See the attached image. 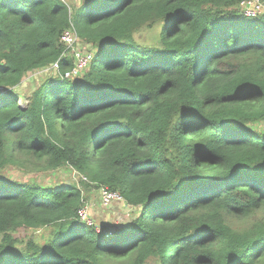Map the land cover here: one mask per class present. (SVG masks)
<instances>
[{
    "label": "trees",
    "instance_id": "obj_1",
    "mask_svg": "<svg viewBox=\"0 0 264 264\" xmlns=\"http://www.w3.org/2000/svg\"><path fill=\"white\" fill-rule=\"evenodd\" d=\"M241 1L0 0V264H264V17ZM67 30L93 51L78 78ZM55 62L20 106L23 76ZM102 186L139 207L112 235L76 215Z\"/></svg>",
    "mask_w": 264,
    "mask_h": 264
},
{
    "label": "rangeland",
    "instance_id": "obj_2",
    "mask_svg": "<svg viewBox=\"0 0 264 264\" xmlns=\"http://www.w3.org/2000/svg\"><path fill=\"white\" fill-rule=\"evenodd\" d=\"M262 3H264V0H260ZM68 4L70 6H79L81 3V0H67ZM161 29V23L154 25L153 29L146 30L142 29L136 34H138V37H140V42L144 44H151L154 43L156 40L155 34H157L158 30ZM88 47V49H90ZM51 71H45V70H35L32 72H29L25 74L20 82V84L16 87V91L19 93V99L18 103L20 106H24L26 104L27 97L31 94L32 90L43 80L44 77H47L48 75H51ZM264 129V124L260 126ZM2 175L7 178V180L21 182V183H37L40 185H59L64 183H70L73 182L76 185L79 186L78 183V174L72 170L69 167H61L54 171H36L35 169H29L25 167H19L16 165H7L4 167V169L1 171ZM86 201L89 205V214L93 221L98 225V227L102 229H107L111 231L118 230L119 227H123L124 224H127L132 219L129 217L131 216H137L138 212H131L133 206L125 204L123 200L114 201L118 202L119 204L123 203V210L120 208V212L117 213L116 211L113 212V214L110 217V220H107L104 222L100 219L102 213L104 215H107L108 212L110 213V209L114 211L112 208L103 207L100 204L99 201V195H98V189L91 188L89 189L86 194ZM125 207V208H124ZM107 208V209H105ZM139 207H136L138 209ZM94 214L101 215L94 216ZM111 214V213H110ZM118 214V215H117ZM127 218V219H125ZM100 219V220H99ZM46 235L45 230H38V231H31V230H24V229H18L14 236L17 239H25V238H34L37 241H42L43 237Z\"/></svg>",
    "mask_w": 264,
    "mask_h": 264
},
{
    "label": "built area",
    "instance_id": "obj_3",
    "mask_svg": "<svg viewBox=\"0 0 264 264\" xmlns=\"http://www.w3.org/2000/svg\"><path fill=\"white\" fill-rule=\"evenodd\" d=\"M238 9L247 17H264V3L260 0H244L238 5ZM60 41L64 43L66 48L63 51V56L67 55L72 59V66L66 69L62 74L64 78H78L87 69L90 60L92 59L93 51L88 49V46L82 43L78 39L74 31H64L60 36ZM45 71H51L56 73L57 62L52 63L49 67L44 69ZM99 201L103 207H107L113 201L122 200L118 192L109 190L107 187H100L98 189ZM76 215L80 222L86 225L96 227L98 230L100 227L96 225L89 214V205L83 203L76 210ZM101 230V228H100Z\"/></svg>",
    "mask_w": 264,
    "mask_h": 264
},
{
    "label": "crops",
    "instance_id": "obj_4",
    "mask_svg": "<svg viewBox=\"0 0 264 264\" xmlns=\"http://www.w3.org/2000/svg\"><path fill=\"white\" fill-rule=\"evenodd\" d=\"M122 207H123V203H122V204H119L118 202H114V201H113V202L110 203L109 206H107V208H112V209H114V211H112V210L110 209V211H111L110 213H111V214L108 212L107 215H104V213H102L103 216L98 215V214H94V216H99V217L101 216L100 219L103 220L104 222H106L107 220H110V217H111V215L113 214V212L116 211L117 213H119V212H120L119 210H120V208H122ZM107 208H105V209H107ZM124 208H125V207H124ZM122 209H123V208H122ZM123 210H126V209H123ZM133 211H134V212H138V211H139V208L136 209V207H133L132 210H131V212H133ZM117 215H118V214H117ZM129 217H130L131 219H133L135 216H131V215H130ZM100 219H99V220H100ZM125 219H127V218H125Z\"/></svg>",
    "mask_w": 264,
    "mask_h": 264
},
{
    "label": "water",
    "instance_id": "obj_5",
    "mask_svg": "<svg viewBox=\"0 0 264 264\" xmlns=\"http://www.w3.org/2000/svg\"><path fill=\"white\" fill-rule=\"evenodd\" d=\"M101 230H104V231H106V233H107L108 235H112V234H113V232H114V231H111L110 229H109V230H107V229H102V228H101Z\"/></svg>",
    "mask_w": 264,
    "mask_h": 264
},
{
    "label": "clouds",
    "instance_id": "obj_6",
    "mask_svg": "<svg viewBox=\"0 0 264 264\" xmlns=\"http://www.w3.org/2000/svg\"><path fill=\"white\" fill-rule=\"evenodd\" d=\"M92 50V49H91Z\"/></svg>",
    "mask_w": 264,
    "mask_h": 264
}]
</instances>
